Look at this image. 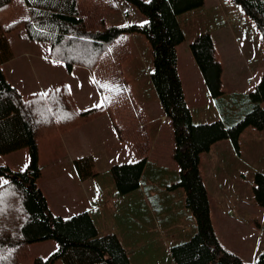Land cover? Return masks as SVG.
<instances>
[{
  "label": "rangeland",
  "instance_id": "rangeland-1",
  "mask_svg": "<svg viewBox=\"0 0 264 264\" xmlns=\"http://www.w3.org/2000/svg\"><path fill=\"white\" fill-rule=\"evenodd\" d=\"M113 3L105 12L107 25L125 26L145 22L146 17L133 3L127 0H113ZM178 19L185 33V39L177 46L178 71L194 122L221 119L226 124H233L249 111L247 97L264 78V45L260 29L235 0H204L201 6L178 15ZM201 33H209L213 37L218 60L226 66L221 76L222 94L218 96H213L205 86L202 72L189 47ZM7 35L13 56L2 67L8 79L23 95L42 92L59 82H65L70 86L79 111L101 105L106 94L88 67L80 64H72L71 67L65 61L53 57L48 42L30 39L23 28ZM124 39L128 41L129 56L114 68L125 83V90L119 94L121 99H117L119 109L78 125L83 131L80 137L84 135V142L78 143L75 151L79 152L75 157L91 158L92 169L97 174L85 178V184L88 188L95 184L98 195L91 202L84 195V189H78L80 186L75 187V191L93 215L99 234L114 233L119 239L139 229L140 222L145 226L151 221L150 218L144 220L146 212L142 209L146 205L151 211L148 215L155 222L157 218L162 223L161 232L158 233H163V236L161 240L153 242L154 232L152 227L147 226L143 239L151 240L144 243L139 239L130 244L137 245L134 247L135 252H130L132 257L137 256L136 260L133 259L134 264L156 262L140 259L143 251L147 256L154 252L153 246L146 244H161L155 264H171L168 249L173 243L192 236L196 231V219L186 206L185 190L182 187H170L179 179V164L173 156L175 141L172 121L165 120V117L162 119L163 108L150 78L153 68L151 44L146 35L139 32L126 33ZM261 106L264 107V100ZM122 116L125 118L122 119ZM125 119L127 125L134 123L136 126L135 122L140 124L142 132L145 130L143 126L148 127L147 139L142 134L137 139L126 134L127 128L122 123ZM117 122L123 131L116 129ZM247 128L242 156L230 139L219 140L209 151L201 154L200 172L208 190L211 219L220 244L244 261L254 264L264 248V205L255 200L253 191L255 173H264V128ZM152 129L155 130L154 136L151 135ZM66 130L39 139L42 173L37 184L48 194V204L53 212L56 215L63 212L64 217H69V201L59 198L61 193L67 191L57 185L66 183L53 172L54 166L49 162L52 158L59 163L62 161V167L71 168L73 172L74 162H68L73 151L69 153L60 139V134ZM51 137L54 138L47 144ZM49 146L51 151L48 150ZM142 155L149 159L141 180V186L145 180L147 185L141 191H132L117 199L113 194L117 188L111 175V166L135 161ZM0 156H5L0 159V164L8 165L12 170H23L28 164L21 161L17 163L12 155ZM152 164L160 166V170L153 168ZM86 190L93 195L92 189ZM76 202L79 204L80 199H76ZM93 207L96 210L93 211ZM56 246L52 239L30 243V255L23 264H36V257L39 256L47 258ZM53 264L63 262L56 259Z\"/></svg>",
  "mask_w": 264,
  "mask_h": 264
},
{
  "label": "trees",
  "instance_id": "trees-1",
  "mask_svg": "<svg viewBox=\"0 0 264 264\" xmlns=\"http://www.w3.org/2000/svg\"><path fill=\"white\" fill-rule=\"evenodd\" d=\"M127 1L143 13L145 22L107 25L105 12L115 4L113 0H0V153L25 148L29 155L23 170L0 164V177L7 182L0 186V257H4L0 264H23L30 255V243L48 239L57 246L47 258L36 257V264H53L56 259H61L63 264H132L119 237L114 233L100 235L88 210L69 217L56 215L37 179L42 173L39 139L119 109L117 99H121L119 94L125 90V83L114 68L128 58V41L124 35L133 32L143 33L151 44L150 78L163 111L173 124V156L179 164V179L170 187L185 190L186 206L196 219L192 236L170 246L174 264H251L219 242L211 219L208 190L200 172V159L219 140L230 139L239 148L240 136L247 127L264 128L261 106L264 78L250 92L249 111L238 121L194 122L178 71L177 46L185 39L178 15L201 6L204 0ZM235 1L260 29L264 45V0ZM19 28L25 29L32 40L48 42L50 54L68 66L80 64L92 70L108 100L102 106L79 111L65 82L23 95L2 67L13 56L7 34ZM189 47L210 93L222 94V64L213 37L201 33ZM125 120L122 123L127 128L126 134L135 139L142 134L147 139L146 127H142L145 129L142 132L140 124L134 121L136 126L127 125ZM115 126L123 131L119 123ZM146 162L147 156L142 155L135 161L111 166L119 194L141 186ZM74 165L83 179L97 174L89 157L75 159ZM254 182L255 200L264 205V173L257 171ZM254 264H264V248Z\"/></svg>",
  "mask_w": 264,
  "mask_h": 264
},
{
  "label": "crops",
  "instance_id": "crops-1",
  "mask_svg": "<svg viewBox=\"0 0 264 264\" xmlns=\"http://www.w3.org/2000/svg\"><path fill=\"white\" fill-rule=\"evenodd\" d=\"M217 2H219V0H216ZM181 24V23H180ZM218 48H219V46H218ZM223 66V68H222V74L224 73V69L226 68V66H225V64H223L222 65ZM222 74H221V76H222ZM222 82V81H221ZM205 83V82H204ZM206 86V85H205ZM185 96H186V94H185ZM193 115V114H192ZM164 117H165V120H168L169 118L167 117V115L164 113V111H163V113H162V119H164ZM194 120V119H193ZM199 123V122H198ZM81 128L79 127V126H76V127H73V128H71V129H69V130H66V131H63L64 133L63 134H60V139H61V141H62V143H63V145H65V147H66V149H67V151H68V149H69V153H71L72 151V154H71V156L69 157V159H68V162H74V160L77 158V157H75V155L77 154V152H79V151H75V150H77L78 149V143L81 141L82 143L84 142V135L82 136V137H80V133H83V131H82V129L80 130ZM147 131H148V127H147ZM248 131V128H246L245 130H244V132L242 133V135L240 136V140H239V154L241 155H243V149H244V142H243V139L246 137H244V135H245V133ZM152 136H154L155 135V130L154 129H152V134H151ZM248 135V134H247ZM55 137V136H54ZM54 137H51L49 140H48V142H47V144H50L51 143V141H52V139L54 138ZM55 142V141H54ZM53 142V143H54ZM75 142V143H74ZM52 143V144H53ZM52 144L50 145L51 147H52ZM48 147V150L49 151H51V147ZM25 148H23V149H19V150H17V151H14V152H10V153H7V154H1L0 153V155H12V157L13 158H15L16 159V161H17V163H19L20 161L23 163V164H27L28 163V161H29V155H28V151L27 150H24ZM241 155V156H242ZM4 157L5 156H0V159H4ZM39 158H40V145H39ZM2 162V161H1ZM49 162H50V164L51 165H53L54 167H52V170H53V172L57 175V176H59L65 183H66V185L64 184V183H57V185L58 186H61V187H63V189L64 190H66L67 191V193H65V194H63V193H61L60 195H59V198L60 199H65V200H67V201H69V203H70V205H71V207H67L68 209H69V211H67V212H70L69 214H71V215H73V214H76V213H79V212H81V211H84V210H88L87 208H86V206H85V203H84V201H83V198L82 197H79L78 198V196H77V194H76V191H75V187L77 188V186H80V187H78V189H84V195L85 196H87L90 200H91V202L93 201V197L95 196V197H97V195H98V191H97V186L95 185V184H92V186H90V188H88L87 186H86V184H85V182L87 181V180H85V179H80L81 177L79 176V174H78V172H77V170H76V168H74V170H73V172L71 171V168H70V170L68 169V168H64V167H62V161L59 163V162H56V159H54V158H52V159H50L49 160ZM148 163H149V159L147 158V162H146V167H147V165H148ZM58 165H59V167H58ZM152 166H153V168H157L158 170H160V166H154L153 164H152ZM146 167H145V169H146ZM61 170V171H60ZM4 181H6V178H4V177H0V186L2 185V184H4L3 182ZM143 182H145L141 187H139L138 189H136V190H134V191H141L142 189H143V187H144V185H147V180H145V181H143ZM84 186V187H83ZM86 189H92L93 190V195H91L90 194V191H88V190H86ZM44 191V190H43ZM44 193H45V195H46V197H47V201H48V203H49V197H48V194L46 193V191H44ZM131 193V192H130ZM113 194L117 197V199H120V198H123V196L124 195H128L129 193H127V194H119L118 193V191H114L113 192ZM76 199H80V202H79V204L76 202ZM93 211L94 210H96V207H93V209H92ZM142 210H144L145 212H146V217L144 218V220L146 221L147 219H151V221L149 222V223H146L145 224V226H144V224L142 223V222H140L139 223V229H137V230H134V231H131V232H128L125 236L124 235H122L123 237V239L122 238H120V240H121V242H122V244L125 246V248L127 249V251H128V254H129V256H130V259H131V261H132V264H134V260L133 259H137V256H135V257H132L131 256V253L130 252H133L134 250H135V246H137V245H131L130 246V244H133V243H135L137 240H139V239H142L143 240V242L145 243V242H149L151 239H146V240H144L143 238L145 237V235H146V233H147V230H148V227L147 226H150V227H152V230H153V234H154V236L155 237H153V242L154 241H159V240H161L162 238H161V236H163V233H158V232H161L160 231V225L162 224V223H160L159 221H158V219L157 218H155L156 219V222L153 220V218L150 216V215H148L151 211L149 210V208L145 205V209H142ZM53 211V210H52ZM89 211V210H88ZM92 211V212H93ZM90 212V211H89ZM117 212V211H116ZM149 212V213H148ZM62 214H65V213H63V212H61V213H58V215H60V216H62V217H64V215H62ZM66 214H68V213H66ZM117 214L119 215V213L117 212ZM71 215H68V216H71ZM92 215V214H91ZM92 217H93V215H92ZM93 219H94V217H93ZM95 220V219H94ZM143 220V221H144ZM155 223V224H154ZM153 226L155 227L156 226V228H153ZM159 230V231H158ZM125 233V231H123L122 232V234H124ZM156 233H158V235H155ZM171 239V238H170ZM137 244H139V243H137ZM161 245V244H160ZM159 244H156V245H154V244H146L145 246H153V248H154V252H151V253H148V256L146 255V252L145 251H143L142 252V254L140 255V259L141 260H143V261H148L149 260V262L150 263H152L151 261H156L157 262V260L156 259H158L157 258V256H156V254L159 252V246H160ZM130 248H132V249H130ZM165 251H167V249L165 250ZM168 251L170 252V250L168 249ZM167 251V252H168ZM135 252V251H134ZM166 257H167V255H166ZM172 257H170V259H171ZM171 264H174V261H173V259H171ZM156 262H154V264L156 263ZM158 262L159 263H161L159 260H158Z\"/></svg>",
  "mask_w": 264,
  "mask_h": 264
},
{
  "label": "snow or ice",
  "instance_id": "snow-or-ice-1",
  "mask_svg": "<svg viewBox=\"0 0 264 264\" xmlns=\"http://www.w3.org/2000/svg\"><path fill=\"white\" fill-rule=\"evenodd\" d=\"M95 82V81H94ZM69 87V90H70V86H68ZM103 87H107V85H104ZM44 95H46V93L44 94ZM108 100V98L107 97H104L103 99H102V101H101V105H97V106H102L103 105V103L105 102V101H107ZM3 183H7L6 181H4ZM0 259H4V257H0Z\"/></svg>",
  "mask_w": 264,
  "mask_h": 264
}]
</instances>
